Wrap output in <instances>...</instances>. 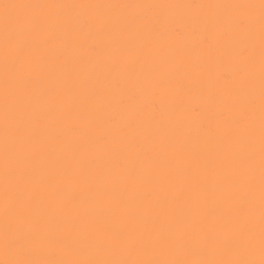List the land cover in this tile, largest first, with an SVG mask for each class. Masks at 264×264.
Instances as JSON below:
<instances>
[{
  "label": "bare ground",
  "instance_id": "obj_1",
  "mask_svg": "<svg viewBox=\"0 0 264 264\" xmlns=\"http://www.w3.org/2000/svg\"><path fill=\"white\" fill-rule=\"evenodd\" d=\"M262 145V0H0V264L259 262Z\"/></svg>",
  "mask_w": 264,
  "mask_h": 264
},
{
  "label": "snow or ice",
  "instance_id": "obj_2",
  "mask_svg": "<svg viewBox=\"0 0 264 264\" xmlns=\"http://www.w3.org/2000/svg\"><path fill=\"white\" fill-rule=\"evenodd\" d=\"M262 7H264V0H262ZM12 40L10 35L5 38V53L12 47ZM261 199H262V227H261V259L259 262L252 259H234V260H199V261H38V260H24L18 262H4V264H264V145H262V181H261Z\"/></svg>",
  "mask_w": 264,
  "mask_h": 264
}]
</instances>
